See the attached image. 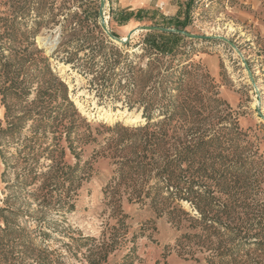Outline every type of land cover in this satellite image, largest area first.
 <instances>
[{
  "label": "rangeland",
  "instance_id": "1",
  "mask_svg": "<svg viewBox=\"0 0 264 264\" xmlns=\"http://www.w3.org/2000/svg\"><path fill=\"white\" fill-rule=\"evenodd\" d=\"M144 1L0 0V264H264V0Z\"/></svg>",
  "mask_w": 264,
  "mask_h": 264
},
{
  "label": "water",
  "instance_id": "2",
  "mask_svg": "<svg viewBox=\"0 0 264 264\" xmlns=\"http://www.w3.org/2000/svg\"><path fill=\"white\" fill-rule=\"evenodd\" d=\"M105 6H106V0H100V4H99V9H98V13H99V17H100V21H101V25L104 29V31L106 32V34L111 38L114 39L117 42L120 43H127L128 41L131 40L132 36L140 30H147V31H152V30H160V31H173V32H177V33H181V34H185L187 36L190 37H194L195 35H192L190 33H187L184 30L181 29H170V28H166V27H161V26H150V25H140L139 27H136L134 29H132L125 37H117L113 34V32L109 29V26L107 24V20L105 18Z\"/></svg>",
  "mask_w": 264,
  "mask_h": 264
},
{
  "label": "trees",
  "instance_id": "3",
  "mask_svg": "<svg viewBox=\"0 0 264 264\" xmlns=\"http://www.w3.org/2000/svg\"><path fill=\"white\" fill-rule=\"evenodd\" d=\"M152 32H154V33H159V34H162V35H165V34H169V35H171V36H173V37H179V39L182 37V36H184V35H182L181 33H177V32H173V31H160V30H152ZM113 34L115 35V36H117L114 32H113ZM111 41V40H110ZM124 44H128V42L127 43H124ZM175 180V181H174ZM169 181H173V185H175V186H177L178 184L176 183V177L175 176H173V174H171V176H169ZM178 190V189H177ZM179 192H181L180 190H179ZM198 208H199V210H201V212L202 213H206V211H204V210H202L199 206H197ZM210 220V219H209ZM204 222H206V223H208V221H204ZM210 223H212V222H210ZM208 225V224H207ZM209 226H212V225H210L209 224Z\"/></svg>",
  "mask_w": 264,
  "mask_h": 264
},
{
  "label": "crops",
  "instance_id": "4",
  "mask_svg": "<svg viewBox=\"0 0 264 264\" xmlns=\"http://www.w3.org/2000/svg\"><path fill=\"white\" fill-rule=\"evenodd\" d=\"M132 2V0H120V3L121 4H124V5H127V3H131ZM152 4H157V5H159L158 4V1L157 0H145L144 2H143V6L145 5V6H150V5H152ZM132 29H130V31H131ZM129 31V32H130ZM128 32V33H129Z\"/></svg>",
  "mask_w": 264,
  "mask_h": 264
},
{
  "label": "bare ground",
  "instance_id": "5",
  "mask_svg": "<svg viewBox=\"0 0 264 264\" xmlns=\"http://www.w3.org/2000/svg\"><path fill=\"white\" fill-rule=\"evenodd\" d=\"M105 18H106V17H105ZM106 20H107V19H106ZM67 65H68V64H67ZM67 65H66V66H67ZM108 115H110V113H108Z\"/></svg>",
  "mask_w": 264,
  "mask_h": 264
}]
</instances>
